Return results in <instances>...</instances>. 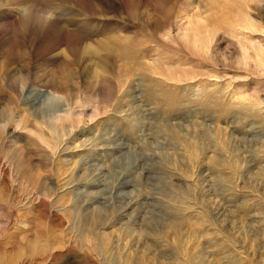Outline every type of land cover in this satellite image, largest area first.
I'll list each match as a JSON object with an SVG mask.
<instances>
[{
	"label": "rangeland",
	"instance_id": "obj_1",
	"mask_svg": "<svg viewBox=\"0 0 264 264\" xmlns=\"http://www.w3.org/2000/svg\"><path fill=\"white\" fill-rule=\"evenodd\" d=\"M0 264H264V0H0Z\"/></svg>",
	"mask_w": 264,
	"mask_h": 264
},
{
	"label": "bare ground",
	"instance_id": "obj_2",
	"mask_svg": "<svg viewBox=\"0 0 264 264\" xmlns=\"http://www.w3.org/2000/svg\"><path fill=\"white\" fill-rule=\"evenodd\" d=\"M105 46H107V45H105ZM92 51H90V50H88L87 51V54L86 55H91L92 53H91ZM89 74V73H88ZM25 81L27 80V79H24ZM71 111V110H70ZM60 119V118H59Z\"/></svg>",
	"mask_w": 264,
	"mask_h": 264
}]
</instances>
